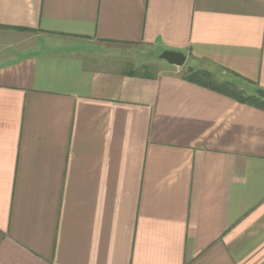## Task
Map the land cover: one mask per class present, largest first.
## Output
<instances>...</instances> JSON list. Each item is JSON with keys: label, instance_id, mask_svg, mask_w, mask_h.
Instances as JSON below:
<instances>
[{"label": "crops", "instance_id": "1", "mask_svg": "<svg viewBox=\"0 0 264 264\" xmlns=\"http://www.w3.org/2000/svg\"><path fill=\"white\" fill-rule=\"evenodd\" d=\"M140 46L264 90V0H0V264H264V110Z\"/></svg>", "mask_w": 264, "mask_h": 264}, {"label": "rangeland", "instance_id": "2", "mask_svg": "<svg viewBox=\"0 0 264 264\" xmlns=\"http://www.w3.org/2000/svg\"><path fill=\"white\" fill-rule=\"evenodd\" d=\"M161 54L162 52L156 50L155 48H148L144 46L118 48L114 51L111 50L110 52V55L117 60L119 70L123 69L127 71H135L139 74L153 75L160 73L166 69V66L168 65L165 61L160 62L161 59L158 58V56ZM190 65V60H187L185 68ZM180 70L184 72L185 69ZM247 88H249L250 93L251 91L256 92L258 90L250 86Z\"/></svg>", "mask_w": 264, "mask_h": 264}, {"label": "trees", "instance_id": "3", "mask_svg": "<svg viewBox=\"0 0 264 264\" xmlns=\"http://www.w3.org/2000/svg\"><path fill=\"white\" fill-rule=\"evenodd\" d=\"M160 61V60H159ZM160 62H163L161 60ZM134 75H142L145 77H154L153 74H139L135 71H132ZM183 78L194 82L199 85L211 87V89H217L224 94H229L231 97L237 99L240 103L247 104L259 109L264 110V99L260 98L255 91H251L246 86H240L238 83L223 81H217L213 73L205 69H194L193 66H188L183 72ZM258 89V88H255Z\"/></svg>", "mask_w": 264, "mask_h": 264}, {"label": "water", "instance_id": "4", "mask_svg": "<svg viewBox=\"0 0 264 264\" xmlns=\"http://www.w3.org/2000/svg\"><path fill=\"white\" fill-rule=\"evenodd\" d=\"M161 60L165 61L168 65L181 68L187 62V56L182 52L166 50L158 56ZM260 98L264 99V90L258 89L255 92Z\"/></svg>", "mask_w": 264, "mask_h": 264}]
</instances>
